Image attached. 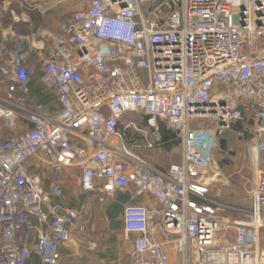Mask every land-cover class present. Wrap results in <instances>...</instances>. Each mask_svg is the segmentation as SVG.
I'll use <instances>...</instances> for the list:
<instances>
[{"label":"built area","instance_id":"obj_1","mask_svg":"<svg viewBox=\"0 0 264 264\" xmlns=\"http://www.w3.org/2000/svg\"><path fill=\"white\" fill-rule=\"evenodd\" d=\"M9 37L0 27V78L22 101L0 96V264H59L79 219L53 202L64 187L43 186L39 159L77 168L85 191L152 197L124 208L137 264H264V0H88L48 49L11 51ZM36 62L55 111L31 98ZM246 119L250 204L238 207L212 196L215 153ZM161 123L181 143L164 168L127 143L133 131L161 146Z\"/></svg>","mask_w":264,"mask_h":264},{"label":"crops","instance_id":"obj_2","mask_svg":"<svg viewBox=\"0 0 264 264\" xmlns=\"http://www.w3.org/2000/svg\"><path fill=\"white\" fill-rule=\"evenodd\" d=\"M66 1L0 0V27L9 32L8 49L15 51L23 46L48 49L52 37L66 35L69 23H63L60 18L65 13L63 6ZM86 3L87 0L81 2L80 9ZM29 59L33 57L29 56ZM35 65L36 76L30 83L31 98L46 109L55 111L59 107L57 95L41 82L39 63ZM7 85L8 80L0 78V96L15 102L22 101L20 93H10ZM8 136V129H0V139ZM31 164L42 177L46 189L52 182L63 185L64 195L53 196L54 203L79 211L78 221L70 225V240L61 249L59 264H137L134 253L136 235L125 233L124 208L129 203L150 201V195H135L130 191L112 194L99 190L88 192L82 189L75 167L56 169L40 159ZM74 172L78 173L75 177ZM27 264H42V261L33 255Z\"/></svg>","mask_w":264,"mask_h":264},{"label":"rangeland","instance_id":"obj_3","mask_svg":"<svg viewBox=\"0 0 264 264\" xmlns=\"http://www.w3.org/2000/svg\"><path fill=\"white\" fill-rule=\"evenodd\" d=\"M86 0H67L63 14H61V20L63 23H70L74 13L80 10L81 2ZM88 1V0H87ZM56 14L59 15V10L56 8ZM136 119L141 121L142 125H146L144 118L133 114L127 118V120ZM1 122L0 129H6ZM235 126V125H234ZM128 146L131 147L135 154L140 155L146 160L154 163L166 165L168 163L180 162L181 160V143L175 142L171 146L165 145L159 146L155 149H146L143 141V137L133 131L127 132ZM252 135V129L249 123V119H246L243 124L238 128H232L224 134L219 140L218 147L215 153V162L217 163L218 170L216 173L214 189L212 196L217 199H226L227 201L234 202L229 203L238 207L244 206L243 203L249 202V180L251 177V171L247 165L246 160V143L249 137ZM222 140L226 142V149L222 146ZM134 143L140 144V147L134 146ZM78 173L74 172L73 176H77Z\"/></svg>","mask_w":264,"mask_h":264},{"label":"trees","instance_id":"obj_4","mask_svg":"<svg viewBox=\"0 0 264 264\" xmlns=\"http://www.w3.org/2000/svg\"><path fill=\"white\" fill-rule=\"evenodd\" d=\"M143 118H144L145 123H147V118L146 117H143ZM244 121L245 120L236 123L234 128H237V127L239 128L243 124ZM3 125L5 126L4 123H3ZM6 129H8V128L6 127ZM8 131L10 134L9 129H8ZM161 135H162L161 146L165 145L166 147H168V146H171L172 144H174L175 142L179 141L177 138V133L175 131L169 129L165 123H161ZM226 145H227L226 142L224 140H222V146L224 147V149L227 148ZM169 164H171V163H168L166 165H161V164H156V165L164 168V167H167ZM222 200L229 202V203H232V204L234 203V202L229 201V200L227 201L226 199H222ZM243 204H245L244 206H249L250 202L243 203Z\"/></svg>","mask_w":264,"mask_h":264}]
</instances>
